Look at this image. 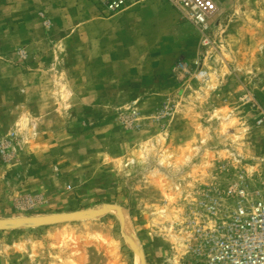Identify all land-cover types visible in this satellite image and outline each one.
Masks as SVG:
<instances>
[{
    "label": "rangeland",
    "instance_id": "rangeland-1",
    "mask_svg": "<svg viewBox=\"0 0 264 264\" xmlns=\"http://www.w3.org/2000/svg\"><path fill=\"white\" fill-rule=\"evenodd\" d=\"M263 185L264 0L206 32L167 0H0V221L114 206L0 225V264H189L208 207Z\"/></svg>",
    "mask_w": 264,
    "mask_h": 264
},
{
    "label": "built area",
    "instance_id": "built-area-1",
    "mask_svg": "<svg viewBox=\"0 0 264 264\" xmlns=\"http://www.w3.org/2000/svg\"><path fill=\"white\" fill-rule=\"evenodd\" d=\"M141 1L95 0L101 12L109 16ZM167 1L177 9L181 19L201 32L209 29L217 10V0ZM200 75L205 76L206 72ZM208 212L211 223L200 227L190 244L189 264H264V185L252 197L242 191L234 208L216 200L208 207Z\"/></svg>",
    "mask_w": 264,
    "mask_h": 264
},
{
    "label": "water",
    "instance_id": "water-1",
    "mask_svg": "<svg viewBox=\"0 0 264 264\" xmlns=\"http://www.w3.org/2000/svg\"><path fill=\"white\" fill-rule=\"evenodd\" d=\"M113 207H114L113 205H107L101 209L91 210L83 215H76L75 213H72V214L61 215L59 217H54V218L35 217L31 219H26V220H20V219L5 220V221H0V225L14 223V222H27V223H32V224L47 225V224H53V223H58V222L70 221L73 219H85V218H89L90 216L101 215L106 212H109ZM131 247L140 256L141 264H146L145 254L143 250H141L136 245L135 241L133 240L131 241Z\"/></svg>",
    "mask_w": 264,
    "mask_h": 264
},
{
    "label": "crops",
    "instance_id": "crops-1",
    "mask_svg": "<svg viewBox=\"0 0 264 264\" xmlns=\"http://www.w3.org/2000/svg\"><path fill=\"white\" fill-rule=\"evenodd\" d=\"M164 7H171V6H169V5H163ZM158 8V7H157ZM161 8H163V7H161ZM172 8V7H171ZM168 10H170V8L168 9ZM169 15H170V17H172L173 18V20H174V18H175V12H173V11H171L170 13H169Z\"/></svg>",
    "mask_w": 264,
    "mask_h": 264
},
{
    "label": "bare ground",
    "instance_id": "bare-ground-1",
    "mask_svg": "<svg viewBox=\"0 0 264 264\" xmlns=\"http://www.w3.org/2000/svg\"><path fill=\"white\" fill-rule=\"evenodd\" d=\"M127 212V211H126ZM128 214V213H127ZM129 223H128V225H127V223H126V228H127V230L129 231ZM139 258V257H138Z\"/></svg>",
    "mask_w": 264,
    "mask_h": 264
}]
</instances>
